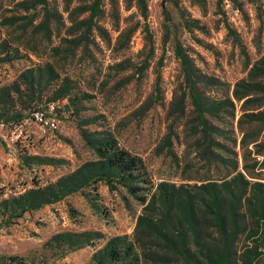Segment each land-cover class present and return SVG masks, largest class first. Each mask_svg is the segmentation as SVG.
Returning a JSON list of instances; mask_svg holds the SVG:
<instances>
[{
	"label": "rangeland",
	"instance_id": "1",
	"mask_svg": "<svg viewBox=\"0 0 264 264\" xmlns=\"http://www.w3.org/2000/svg\"><path fill=\"white\" fill-rule=\"evenodd\" d=\"M140 1L0 0V202L100 161L105 139L141 162L145 181L136 193L97 183L0 220L1 257L88 264L108 240L133 238L160 184L264 196V0ZM50 104L52 131L33 116ZM249 207L234 259L247 245L264 264V221ZM65 232L94 235L63 259L42 249ZM140 240L141 264H163Z\"/></svg>",
	"mask_w": 264,
	"mask_h": 264
},
{
	"label": "trees",
	"instance_id": "2",
	"mask_svg": "<svg viewBox=\"0 0 264 264\" xmlns=\"http://www.w3.org/2000/svg\"><path fill=\"white\" fill-rule=\"evenodd\" d=\"M140 2V7L146 11L144 0ZM142 17L146 20V13ZM177 58L186 65L185 57L180 51L177 52ZM21 119V116L17 117V121ZM95 144L103 150L100 161L85 164L44 187L37 186L36 189L2 200L1 222L9 225L25 214L56 204L82 188L97 183H105L111 189L115 183L136 193L138 189L132 184L143 181L141 162L119 150L109 139L96 141ZM44 161L46 160L39 157H28L23 163L29 165ZM202 189L201 192L192 194L172 185H158L150 197L147 215L138 219L133 238L118 236L108 240L91 256L88 264H141L145 253L142 251L140 234L152 239L150 245L162 253L156 256L163 264H254L260 256L256 247L246 245L240 260L234 259L237 255L235 247L239 234L245 230L239 224L245 220L247 206H250L253 216L264 221L263 193L252 203L247 199V188L244 186L233 190L225 183L220 186L211 184ZM140 228L144 229V233L138 232ZM93 235L90 232L59 233L47 240L42 249L63 259L69 253L88 246ZM0 264H28V260L0 256Z\"/></svg>",
	"mask_w": 264,
	"mask_h": 264
},
{
	"label": "built area",
	"instance_id": "3",
	"mask_svg": "<svg viewBox=\"0 0 264 264\" xmlns=\"http://www.w3.org/2000/svg\"><path fill=\"white\" fill-rule=\"evenodd\" d=\"M34 117L39 127L43 130H55L61 123L54 104L48 105L46 113H36ZM1 127H3V125H1Z\"/></svg>",
	"mask_w": 264,
	"mask_h": 264
}]
</instances>
